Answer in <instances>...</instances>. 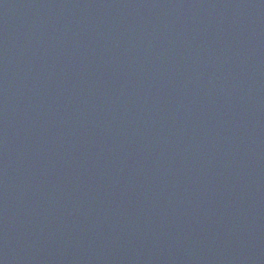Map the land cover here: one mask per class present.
I'll use <instances>...</instances> for the list:
<instances>
[{"label":"water","instance_id":"water-1","mask_svg":"<svg viewBox=\"0 0 264 264\" xmlns=\"http://www.w3.org/2000/svg\"><path fill=\"white\" fill-rule=\"evenodd\" d=\"M0 264H264V0H0Z\"/></svg>","mask_w":264,"mask_h":264}]
</instances>
